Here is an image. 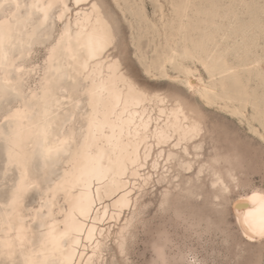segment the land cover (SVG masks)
Segmentation results:
<instances>
[{"label":"snow or ice","instance_id":"snow-or-ice-1","mask_svg":"<svg viewBox=\"0 0 264 264\" xmlns=\"http://www.w3.org/2000/svg\"><path fill=\"white\" fill-rule=\"evenodd\" d=\"M36 7L33 5V8ZM53 7L59 12L58 18L55 13L49 16V9ZM144 7L150 11L153 4L145 0ZM39 11L43 20L36 28L30 26V16L27 19L17 18L14 22L11 17L0 20V129L6 130L0 131V139L5 141L7 147L8 167L13 171L19 168L22 177L18 184H13V202L23 206L26 196L35 194L39 204L35 209L36 214L42 216L48 213V218L54 220L52 209L40 199L44 179L40 177L42 169L39 161L42 159L46 165L53 154L57 159L63 155L65 160L74 156L75 160L69 162L71 167L82 155L83 142L89 153V170L81 172L78 182L87 187L90 179L93 182L92 191L97 193L101 191L97 185H103L106 172L113 170V160L108 153L113 147L119 149L126 144L130 157L120 163L123 179H133L138 176V170L162 168L163 175L156 173L151 181L145 175L138 183L147 181L151 184L157 179L162 186L170 183L171 195L167 201L160 203V215L165 219L172 217L183 225L182 235H173L164 248L154 249L155 264H225L222 250L211 238L220 231L226 201H235L234 206L228 203L227 209L240 237L248 242L264 243V183L260 184L259 189L254 184L247 186L242 179L229 172L228 183L225 184L220 174L214 172L217 165L222 163L223 155L212 152L210 145L204 142L207 134L202 123L193 124L182 113L179 98L162 94L148 86V81L153 77L147 72L144 73V80L130 79L118 72L120 79L115 85L110 80L93 78L90 69L94 66H118L121 59L119 52L115 51L118 36L113 30L114 26L106 19L107 14L99 0H59L58 4H47ZM73 16L77 29L81 16L95 21L85 44L79 43L78 34L74 46L70 26L61 30L63 21ZM40 40L43 41L42 46H47L46 58L39 62L28 60L25 53L31 56L32 46ZM33 73L36 74L35 90L27 83V78ZM173 83L189 86L182 80ZM156 104L181 113V125L191 126L195 131L190 130V134L185 135L181 129L178 136L171 129L170 121L167 122L169 126L164 127L165 118L170 115L168 112L162 111L159 118L149 115V112H155ZM133 135L137 143L153 144V155H157L158 162H153L144 148L140 149V159L135 158L131 143ZM25 144L35 145L39 151L34 148L31 158H26L21 151ZM68 147H75V153L64 154V149ZM161 149H164L162 155ZM91 153L96 154L93 156ZM164 157L168 158L167 161ZM177 163L178 168L175 167ZM3 167L0 164V168ZM170 167L173 168L171 174ZM26 168H30L32 175L39 178V184H26L23 178ZM127 187L122 193H127ZM208 190L215 193L212 197L215 207L206 214L209 218L205 219L194 212V208L205 204L204 193ZM242 192L247 193L246 198L237 199ZM172 196L179 197L175 204ZM233 208L249 211L237 214ZM100 210L105 211L102 206ZM110 211H105V215ZM95 212L97 207L93 196L79 213L83 223L63 233L62 239L70 238L73 248L77 249L65 264H76L77 260L79 264H85L89 259L94 264L95 249L89 246V241L92 245L96 244L93 233L99 232V226L88 228L86 225L98 224L99 217L97 221L91 219V213ZM48 227L51 229L48 238L51 239L55 235L56 225ZM122 235L133 239L126 231ZM167 240L168 234L161 231L159 242L165 243ZM130 250V247L126 250L118 244L116 264H126L125 257ZM90 251L94 254L93 258L87 255ZM235 264L240 262L235 261Z\"/></svg>","mask_w":264,"mask_h":264},{"label":"bare ground","instance_id":"bare-ground-1","mask_svg":"<svg viewBox=\"0 0 264 264\" xmlns=\"http://www.w3.org/2000/svg\"><path fill=\"white\" fill-rule=\"evenodd\" d=\"M169 1L171 8L166 11L162 4L157 5L155 8L158 12L157 16L152 18L147 14L142 0H116L119 7L123 10L122 12L131 16L130 24L133 31L134 29L139 31L134 43L138 46L140 39L143 37L148 40V47L151 49L152 55L148 56L146 52H142L139 58L145 70L154 76L182 80L187 83L189 91L193 95L198 96L203 105L208 107L217 106L222 111L236 118L241 124H246L249 131L264 142V131L261 130L264 129V56L257 55L253 51V47H255L257 42L252 36L247 35L249 26L243 27L239 17L235 18V20H230V10L225 6L219 11V8L213 7V0ZM239 1L243 3V0ZM58 3L59 0H0V5H2L0 7V20L11 17L14 22L17 18L27 19L30 16V26L36 28L43 20V15L39 9L47 4L55 5ZM33 5L37 7L33 8ZM85 11L88 10L86 9ZM53 13H55L57 18L59 17V12L55 7L49 9L50 17ZM216 15H220V17L217 18ZM106 19L112 24L107 15ZM80 21L77 29V21L75 16H73L63 21V27L61 28L63 30L70 26L73 29L74 46L78 34L79 43H87V34L95 25V21L85 16H81ZM231 21L235 23L232 32L228 26ZM57 22L59 23L58 20ZM251 23L253 27L254 22ZM113 30L116 33L115 28ZM232 34L236 38L230 41ZM44 35H48V33H44ZM35 45H43V41L40 40ZM35 45L32 46L31 52ZM45 47L47 50L46 45ZM25 55L27 58V52ZM188 61L192 62V64H189ZM197 63H200L207 71L209 75L207 81L202 76ZM24 66L30 67L28 65ZM90 72L93 78L110 80L114 85L120 79L118 72L121 75H127L130 79L133 78L129 72L124 70L122 59H120L118 66L109 65L104 67L100 64L90 69ZM109 72L111 73L110 75ZM31 77L32 75L27 78V83L35 90L36 83L34 85L29 84ZM160 93L164 94L163 92ZM168 95L177 97L182 101V113L193 124L202 123L207 134L204 142L210 145L212 152H220L223 155L222 163L217 165L214 172L220 174L221 180L227 184V174L230 172L237 176V167L243 165L240 151L236 148H226L220 144L218 133L210 125L205 112L206 109L199 104L198 98L190 101L179 92H172ZM154 106L155 112H149V115L159 118L162 111L168 112L170 115L166 116L164 127H168L169 124L167 122L170 121L171 129L176 131L178 136L181 129L185 135H189L190 130L191 132L195 131L191 126L184 127L181 125V113L173 112L170 107L165 109L158 104ZM248 106L252 109L251 113H247ZM141 114L143 115V112ZM0 131L6 130L0 129ZM61 138L63 139L64 137L62 136ZM0 141L3 142L4 148V169L11 172L12 169L8 167L6 158L7 147L5 141L3 139H0ZM131 143L132 152L136 153L135 158L137 160L140 159V149L144 148L148 157L153 162H158L157 155H153L155 147L151 142L146 144L137 143L135 135H133ZM34 148H36L35 145L25 144L21 147V151L26 158H31ZM36 150L39 151L38 148ZM75 151V147H68L64 149V154L75 153ZM163 151L164 149H161L160 155L163 154ZM81 153L79 161L74 162L71 167L69 162L75 160L74 156H69V159L65 160L63 155L57 159L55 154H53V158L46 165L42 159L39 161L42 169L40 177L44 179V185L42 186L43 195L40 199L43 200L46 207L52 209L51 215L54 216V220L48 218V213L38 216L35 209L39 205L37 207L30 205L27 201L28 196L22 202L23 206L13 202V184H18L22 179L20 169H15L17 175L15 178H10L12 185L7 197L5 199L0 198V264H65L66 260L75 255L77 249L73 248V241L70 238L62 239L63 233L65 231L70 232L78 223H83L79 213L83 207L87 206L89 199L93 196L95 197L97 212L91 213V219L97 221V217H99V220L97 225L89 224L86 226L88 228L99 226V232L93 233L96 240L95 245H92L89 241V246L95 249V255L91 251L87 255L90 258H93L94 255V264H104V250L108 240L113 241L116 249L118 244L126 250L128 249L129 243L136 238L135 229L140 220L137 217L142 205L141 201L148 193L149 189L147 187L152 184L147 181L138 183V180L147 175V180L151 181L154 174L163 175V170L162 168L146 171L138 170V176L131 180L123 179L120 163L125 158H129L130 154L127 151L126 144L121 145L119 149L113 147V150L108 153L113 160V170L106 172V180L102 186L97 185L101 187V191L93 193V182L90 179L87 187L78 182L81 172L89 170V153L86 151L83 142L81 143ZM95 154L91 153L93 156ZM164 159L167 161L168 158L164 157ZM52 165H59L58 172L54 178L49 177V169ZM175 167L178 168L179 164L177 163ZM172 171L173 168L170 167L169 174ZM65 172L67 176H65ZM23 178L27 185L39 184V178L32 175L30 168L25 169ZM237 178L239 177L237 176ZM205 179L208 178L205 177ZM122 180L123 183H121ZM157 182L160 183V180L157 179ZM129 184L131 187H127ZM125 187H127V193H122ZM256 188L259 189V187ZM49 190L51 191V196H49ZM204 194L206 196L205 203L215 207L212 202V197L215 193L208 190ZM170 195L171 184L163 185L157 202L158 210H160V203L167 201ZM246 196L247 193H241L237 199L243 200ZM178 199L179 197L172 196L174 204ZM143 202L147 207L151 204L150 199L143 200ZM228 203L229 201L225 202V209ZM53 204L55 205L54 208H52ZM118 205L119 209L117 210ZM232 205H235V201L232 202ZM101 206L105 211L111 210L110 213L105 215V211L100 210ZM233 210L237 214L249 211V209L235 208ZM198 213L202 218H209L206 215L208 210ZM113 216H115V219H113ZM223 218L224 213L221 219ZM108 219L114 223L105 225L104 221ZM140 222L143 223L142 220ZM52 224L56 225L55 235L49 239L48 233L51 229L48 226ZM125 224H127V228H125ZM124 231L133 239L129 240L128 237L123 236L122 233ZM164 232L168 234L167 231L164 230ZM168 242H170V237L165 243H160L159 240L153 242V247L154 249L164 248ZM248 243L254 244L252 242ZM255 244L260 245L262 243L257 241ZM81 254L83 255V253ZM154 260H156V257ZM76 264H79V260H77ZM85 264H92V259L86 260Z\"/></svg>","mask_w":264,"mask_h":264},{"label":"rangeland","instance_id":"rangeland-1","mask_svg":"<svg viewBox=\"0 0 264 264\" xmlns=\"http://www.w3.org/2000/svg\"><path fill=\"white\" fill-rule=\"evenodd\" d=\"M99 2L103 5V9L112 22L118 36L119 43L115 51L119 52L120 58L123 61L124 70L129 72V74L137 80L146 79L144 73L147 71L139 58L141 57L142 52H146L148 56L152 55L151 49L148 47L147 38L143 37L140 39L138 47L134 42L139 31L137 29H134L133 31L130 24L131 16L128 13L122 12L123 10L119 7L116 0H99ZM144 2L145 0H142L143 4ZM150 2L153 4V7L150 11L147 9L146 11L152 18L157 16L158 12L155 9L157 5L162 4L166 11L171 8L169 0H150ZM212 5L215 8H219V11L226 6V8L230 10V20H235V18L239 17L243 27L249 26V28H247V35L252 36L257 42L255 47H253V51H255L257 55L264 56V0H243V3L239 0H213ZM216 16L217 18L220 17V15ZM251 22H254L255 26L253 25L252 27ZM234 25L235 23L232 21L228 25L231 32L233 31ZM235 38L236 36L232 34L229 40L232 41ZM46 52L45 45H35L31 52L32 55L28 56L27 59L39 62L46 57ZM188 63L192 64L190 61H188ZM197 67L207 81L209 79L207 71L200 63H197ZM171 73L173 72L171 71ZM149 75L152 76L153 79L148 81V86L153 87L155 90L166 94L179 92L190 101L198 98L199 104L206 109L205 112L210 125L214 128V131L218 133L220 144L224 145L226 148H236L240 151L243 165L237 167V176L242 179V183L247 186H252L254 184L256 187H259L261 183H264V142L258 136L249 131L246 124H241L236 118L222 111L217 106L208 107L203 105V102L199 97L193 95L187 87H183L181 84H174L173 81L175 80L167 77L154 76L152 74ZM35 83L36 74L33 73L29 84L34 85ZM251 112L252 109L248 106L247 113ZM0 164L4 166L3 168H0V198L5 199L12 185L10 178H15L17 173L16 170H10L11 172H9L4 169L5 156L2 141H0ZM58 169L59 165H52L49 169V177L54 178ZM147 189H149L148 193L141 201L142 205L140 206L137 217L142 220L143 223L139 220L137 228L135 229L136 238L129 243L128 248L130 247L131 250L125 257L126 264H155L153 242L159 240L158 236L160 232L164 230L167 231L170 238L173 235H182L181 230L183 225L172 217L165 219L160 215V210L157 209L159 208L157 202L160 198L162 185L156 180V182L149 185ZM149 199L151 200V204L147 207L144 205L143 200ZM27 201L34 207L39 205L35 194L28 195ZM233 201H229V203L232 204ZM213 208L214 207L211 204L208 205L205 203L203 206H199L196 209L194 208V211L205 212L208 210L209 212V210H212ZM203 218L207 219L206 217ZM104 223L105 225H108L109 223L113 224L114 222L108 219L105 220ZM219 227V233L214 235L211 239L212 242L222 250V259L225 264H235V261H239L240 264H264V243L260 245L255 243L251 244L240 237L236 225L228 215L227 205L224 210V218L221 219ZM184 230L186 231V229ZM116 252L117 249L115 248V244L112 240H108L104 250L103 263L116 264Z\"/></svg>","mask_w":264,"mask_h":264}]
</instances>
